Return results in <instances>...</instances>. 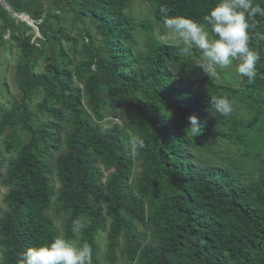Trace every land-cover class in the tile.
<instances>
[{
	"label": "trees",
	"instance_id": "16d2710c",
	"mask_svg": "<svg viewBox=\"0 0 264 264\" xmlns=\"http://www.w3.org/2000/svg\"><path fill=\"white\" fill-rule=\"evenodd\" d=\"M146 1L152 19L129 0L0 2L18 88L0 108V264L60 235L53 209L70 240L83 221L93 264L101 231L108 264L118 254L126 264H264V16L249 28L257 76L235 85L204 74L199 50L152 36L161 8L205 23L218 0ZM137 28L147 33L138 51ZM211 97H227L232 114H216ZM108 116L118 122L104 128Z\"/></svg>",
	"mask_w": 264,
	"mask_h": 264
},
{
	"label": "clouds",
	"instance_id": "9594fccd",
	"mask_svg": "<svg viewBox=\"0 0 264 264\" xmlns=\"http://www.w3.org/2000/svg\"><path fill=\"white\" fill-rule=\"evenodd\" d=\"M160 11L164 15V27L182 41L184 52L199 50L200 57L195 65L208 77L217 78L235 62L238 75L247 77L250 83L255 80L260 52L250 45L249 28L257 14L264 16V8L254 0H218L203 17L205 23L181 15H168L167 8ZM210 105L220 116H229L234 110L227 97H211ZM187 119V129L196 137L201 128L199 118L190 114ZM129 143L132 149L144 147L139 135L131 136ZM19 264H93V253L87 243H76L58 235L47 243L28 246L21 253Z\"/></svg>",
	"mask_w": 264,
	"mask_h": 264
},
{
	"label": "rangeland",
	"instance_id": "374dc122",
	"mask_svg": "<svg viewBox=\"0 0 264 264\" xmlns=\"http://www.w3.org/2000/svg\"><path fill=\"white\" fill-rule=\"evenodd\" d=\"M129 11L139 19L151 18L152 12L149 3L146 0H129ZM18 17V16H17ZM152 21V36L166 42L182 43V41L171 31L164 27L161 22ZM35 35H40L37 28L32 26ZM136 42V51L143 50L145 48V40L147 37L146 31L142 28H137L134 32ZM5 37H8L6 34ZM14 58L8 53L4 47H0V108H8L11 105V101L18 96V88L14 77ZM220 83L238 84L240 79L239 75L235 71V62L231 69H226L218 74L217 78H213ZM43 118L42 116H40ZM118 122L117 118L108 116L103 120V127H109L112 124ZM5 188L2 186L0 180V210L6 209V204L3 201ZM49 214L53 217L55 225L59 229L60 235L63 236V219L60 215L56 214L54 209L49 211ZM83 221L78 223L75 227L73 242L81 243L80 230L82 228ZM106 233L101 231L97 237L98 251L96 253L97 264H108L105 259L106 252ZM1 259V257H0ZM117 264H126L125 257L118 254Z\"/></svg>",
	"mask_w": 264,
	"mask_h": 264
},
{
	"label": "water",
	"instance_id": "95a60500",
	"mask_svg": "<svg viewBox=\"0 0 264 264\" xmlns=\"http://www.w3.org/2000/svg\"><path fill=\"white\" fill-rule=\"evenodd\" d=\"M0 2L6 9H9V6L5 2V0H0ZM14 14L17 15L18 18H20L21 20H25L31 26H35L37 28V26L34 24L33 19L28 14H26V13H18V12H15Z\"/></svg>",
	"mask_w": 264,
	"mask_h": 264
}]
</instances>
